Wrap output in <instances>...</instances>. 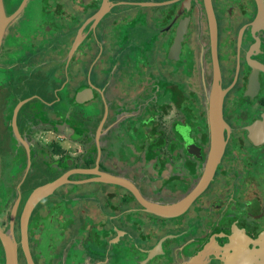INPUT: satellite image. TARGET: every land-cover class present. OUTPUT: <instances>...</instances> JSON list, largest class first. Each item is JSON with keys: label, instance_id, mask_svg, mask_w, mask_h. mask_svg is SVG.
<instances>
[{"label": "flooded vegetation", "instance_id": "obj_1", "mask_svg": "<svg viewBox=\"0 0 264 264\" xmlns=\"http://www.w3.org/2000/svg\"><path fill=\"white\" fill-rule=\"evenodd\" d=\"M212 112L213 179L183 214L148 212L139 198L180 203L211 171ZM59 179L25 236L30 195ZM10 190L0 230L16 208L18 264L27 249L34 264H228L238 243L261 250L264 0H0V213Z\"/></svg>", "mask_w": 264, "mask_h": 264}, {"label": "water", "instance_id": "obj_2", "mask_svg": "<svg viewBox=\"0 0 264 264\" xmlns=\"http://www.w3.org/2000/svg\"><path fill=\"white\" fill-rule=\"evenodd\" d=\"M182 31L179 30L176 37V45H180L179 38L181 37ZM178 42V43H177ZM77 102L78 99H77ZM217 110L219 105L213 106V109ZM221 112H217L213 114L212 112V120H211V129H212V141H213V151L211 155L210 167L211 171H208L206 176L202 179L199 186L196 187L189 196L184 199L182 202L168 206V205H160L156 203L147 202L140 199L141 204L146 208V210L152 214H155L164 218L176 217L183 214L187 208L193 203V201L202 193V191L206 188L208 183L213 179L214 171L216 169L217 164L220 161V158L223 153V123H222ZM19 137V135H18ZM65 180L59 179L54 182L43 185L32 192L30 195L23 212V222H24V235L26 236L27 225L30 219V216L34 210V208L38 205L40 201L50 196L57 188L64 184ZM104 182H108L111 184H116L118 181L112 177L105 178ZM125 187L130 188V185L125 184ZM17 216L16 208L13 210L11 215L10 227L7 232H3L0 230V239L3 244V248L5 251V264H18V244L15 239L14 234V223ZM25 247L27 249V240H25ZM246 247H242L240 243H238L237 248H235V254L229 258L228 264H253L255 263V256L258 252L264 254V247L255 252H249ZM29 264H34L29 253V250H26ZM253 257V258H252ZM264 261V256H263Z\"/></svg>", "mask_w": 264, "mask_h": 264}, {"label": "rangeland", "instance_id": "obj_3", "mask_svg": "<svg viewBox=\"0 0 264 264\" xmlns=\"http://www.w3.org/2000/svg\"><path fill=\"white\" fill-rule=\"evenodd\" d=\"M132 139H134V137H132ZM135 142L138 143L137 139H135ZM124 152L126 155L129 154L126 150ZM12 192H13V190H10L4 194V197L2 196L3 200H5V201L9 200L10 201V203L7 205V207L4 210H2L0 213V217L3 221H5V223H7L9 221L10 206L12 204V201L14 200V197H13L14 194ZM49 227L50 226H47V230L52 231L51 229H49Z\"/></svg>", "mask_w": 264, "mask_h": 264}]
</instances>
